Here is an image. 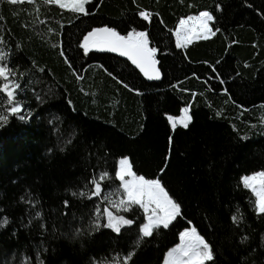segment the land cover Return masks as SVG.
<instances>
[{
    "label": "trees",
    "instance_id": "1",
    "mask_svg": "<svg viewBox=\"0 0 264 264\" xmlns=\"http://www.w3.org/2000/svg\"><path fill=\"white\" fill-rule=\"evenodd\" d=\"M138 5L154 14L151 24L138 17ZM187 7L188 14L211 11L221 31L177 49L173 32L179 17H173ZM86 8L91 15L43 0L0 2V35L8 40L0 45L5 63L26 71L35 62L46 70L37 73L25 95L33 115L25 121L12 117L0 127V208L11 221L0 228V264L14 255L16 264L25 256L34 260L37 245L47 249L45 264H123L130 253L127 264H162L179 233L191 227L213 245L215 264H264V214L256 211L241 181L243 175L264 172V0H91ZM104 25L121 34L147 26L150 46L158 48L161 79L148 80L116 53L74 52L81 33ZM0 105V110L8 106L2 93ZM185 107L192 117L188 128H173L169 117ZM121 157L137 175L160 179L181 204L182 216L175 227L149 238L138 235L136 224L120 234L101 229L70 238L72 229L88 226L90 211L95 214L90 189L83 187L94 170L97 180L100 170L109 172L105 191L92 198L101 213L110 207L104 195H123L115 179ZM67 189L86 196L83 202L74 198L65 216L61 202ZM29 194L39 201L47 233L37 222L30 229L20 226L28 219Z\"/></svg>",
    "mask_w": 264,
    "mask_h": 264
},
{
    "label": "snow or ice",
    "instance_id": "2",
    "mask_svg": "<svg viewBox=\"0 0 264 264\" xmlns=\"http://www.w3.org/2000/svg\"><path fill=\"white\" fill-rule=\"evenodd\" d=\"M0 2H7L11 5H17L24 3L25 0H0ZM28 3H34L35 0H27ZM46 5H58L60 9H69L72 13L78 16H89L91 10L86 8L91 0H43ZM251 6V5H249ZM95 7V5H93ZM219 7V6H218ZM39 11V9H37ZM155 15H159L158 13ZM138 17L142 18V21L151 24L153 22L154 14L147 9L140 10L138 5ZM3 17H0L2 20ZM217 18L211 11H200L198 15H190L186 18L179 20V24L175 29V46L177 49L186 48L194 40H207L210 36H215L217 32H220L219 27H215L213 21ZM130 23H136L135 17L130 19ZM150 30L145 26L144 30H138L137 27H131L130 30H126V34H121L116 27H110L107 25L94 27L87 31L86 34L81 33L82 43H78L74 52L78 54H88L91 50L96 49L100 51H108L111 53H118L121 57L127 58V61L131 62L139 72L147 77L150 81H158L161 79V70L157 67L159 61L157 60L158 48L150 46ZM155 39V37H153ZM0 45L7 46L8 40L4 35H0ZM67 49L60 52L61 56H65ZM9 52V56H10ZM6 54L0 51V93L6 94L5 99L8 101L6 110H0V127H4L12 117H18L19 120L25 121L28 117L33 115L31 108L26 107L28 101L25 99V95L30 86L37 82V73H45L46 70L43 67L33 62L32 67L26 71H20L19 66H12L11 62L6 64ZM75 62V56L68 61L71 67ZM103 68V65H100ZM105 71H108L106 68ZM215 70V69H214ZM109 76H112V72H108ZM14 78V79H13ZM219 79V77H217ZM120 83L125 88H129V83H125L124 79H120ZM220 83H225L221 80ZM133 90H136L132 86ZM227 91V89H224ZM36 100H40V97H35ZM71 103V101H69ZM0 109H4L3 105H0ZM192 117L189 115V108L183 109V116L177 119L175 117H169L172 123V127L175 128L177 123L181 124L184 128H188ZM163 171V169H162ZM260 178V187L257 189L254 181ZM109 178V172L106 170L99 171V180L96 178L95 170L93 174L84 180L83 187L90 189L89 202L93 204L95 214L92 211L89 212V221L86 228H74L72 229L73 235L70 238H76L78 236L89 235L95 232H99L101 229L111 230L116 234H120L125 226H132L136 224L138 228V235L142 234L141 238L153 237L154 232L159 233L162 230L175 227L174 221H177L178 217L182 216L181 204L173 199L169 195V192L162 185L160 179H146L143 175H137L133 171V166L127 157L119 160L118 170L115 172V179L120 181L118 187L122 189L123 195L120 198H116L113 193L103 196V200L110 207H105L102 210L95 207V200L92 198H98L102 192L105 191L103 183ZM83 179V178H82ZM244 187L250 188L256 196V211L260 214H264V172H258L250 176H244ZM67 198L64 199L62 207L64 208L63 215L70 214V210L73 207V199H80L83 202V198L86 196L84 191L67 189ZM25 197H21L24 200ZM39 201L31 199L30 194L28 198L27 209V222L25 223L21 219L20 226L25 229H30L34 222L40 224V231L47 233V224L41 221L44 220L42 212L38 210ZM113 209L116 211L114 212ZM142 209V213L140 210ZM3 208H0V228L7 227L11 222L10 219L4 215ZM123 213L131 212L134 218H128ZM137 213H140L137 217ZM72 219L74 220L75 213L71 212ZM187 219V217H185ZM235 219V218H233ZM139 221V222H138ZM146 221V222H145ZM191 224V220H188ZM239 226V225H238ZM18 230L12 232L13 236H18ZM65 235H69L65 233ZM180 243L172 248L164 260V264H206V262H212L215 264L214 259V247L204 236L200 235L196 227L186 228L179 233ZM246 237H241V241H244ZM47 249H42L39 245L36 246L35 259L25 256L21 258L19 264H45L42 253ZM255 253L252 250L250 255ZM264 254V253H262ZM131 259V253L124 257L123 264ZM17 257L14 255L11 261H6L5 264H16ZM87 264H92L89 260ZM99 264V261H97ZM255 264V261H253Z\"/></svg>",
    "mask_w": 264,
    "mask_h": 264
},
{
    "label": "rangeland",
    "instance_id": "3",
    "mask_svg": "<svg viewBox=\"0 0 264 264\" xmlns=\"http://www.w3.org/2000/svg\"><path fill=\"white\" fill-rule=\"evenodd\" d=\"M175 35V34H174ZM82 42V41H81ZM14 79V78H13ZM0 88H2V84H0ZM6 95V94H5ZM184 109V108H183ZM183 109L181 110V114H179L177 117H175L176 119H177V121L179 120V118L181 117V116H183ZM171 117H174V116H171ZM170 121V120H169ZM170 123H171V121H170ZM172 124V123H171ZM178 125H179V123H177ZM122 158H124V157H121V158H119V160L120 159H122ZM119 160H118V162H117V170H118V167H119ZM258 172H263V171H256V173H258ZM253 174H255V172H253V173H250V174H248V175H243L242 176V178L244 177V176H252ZM241 178V181L243 182V179ZM254 183L256 184V186H257V189L259 190V187H260V178L259 177H257V179L254 181ZM244 185V184H243ZM250 191H251V193H252V195H253V197H254V200H255V202H256V196H255V193H253L252 192V190L250 189V188H248ZM255 208H256V203H255ZM146 222V221H145ZM180 240V239H179ZM179 243H180V241H179ZM178 243V244H179ZM175 247V246H174ZM173 247V248H174ZM166 253H168V252H166ZM167 257V254H166V256H165V258ZM165 260V259H164ZM162 264H164V261H163V263Z\"/></svg>",
    "mask_w": 264,
    "mask_h": 264
},
{
    "label": "crops",
    "instance_id": "4",
    "mask_svg": "<svg viewBox=\"0 0 264 264\" xmlns=\"http://www.w3.org/2000/svg\"><path fill=\"white\" fill-rule=\"evenodd\" d=\"M189 8H190V7H187V10H186L184 13H179V14H177V16L174 15V17H173L174 19H173V20H175L176 18L179 17V19L177 20V26H178V24H179V20H180V19H182V18H186L187 16H190V15H198V14H199V13H198V14H188L187 11H188ZM183 15H184V16H183ZM177 26H176V27H177ZM171 249H172V248H171ZM171 249H170V250H171ZM170 250H169V251H170ZM169 251H168V252H169Z\"/></svg>",
    "mask_w": 264,
    "mask_h": 264
},
{
    "label": "bare ground",
    "instance_id": "5",
    "mask_svg": "<svg viewBox=\"0 0 264 264\" xmlns=\"http://www.w3.org/2000/svg\"><path fill=\"white\" fill-rule=\"evenodd\" d=\"M177 26V25H176ZM176 29V28H175ZM175 29H174V32H173V35L175 34ZM174 40H175V35H174Z\"/></svg>",
    "mask_w": 264,
    "mask_h": 264
},
{
    "label": "water",
    "instance_id": "6",
    "mask_svg": "<svg viewBox=\"0 0 264 264\" xmlns=\"http://www.w3.org/2000/svg\"><path fill=\"white\" fill-rule=\"evenodd\" d=\"M93 50H96V49H93ZM116 54H118V53H116ZM119 55V54H118ZM142 74V73H141ZM143 75V74H142Z\"/></svg>",
    "mask_w": 264,
    "mask_h": 264
}]
</instances>
